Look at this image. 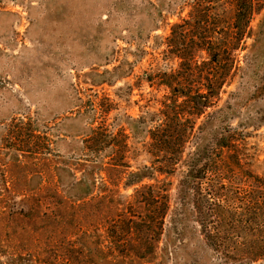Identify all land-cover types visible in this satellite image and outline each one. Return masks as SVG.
Returning <instances> with one entry per match:
<instances>
[{
    "label": "rangeland",
    "instance_id": "374dc122",
    "mask_svg": "<svg viewBox=\"0 0 264 264\" xmlns=\"http://www.w3.org/2000/svg\"><path fill=\"white\" fill-rule=\"evenodd\" d=\"M196 1L0 0V264H264L223 254L207 235L238 249L264 240V217L248 218L246 205L249 196L264 202L263 0H253L249 34L229 49L220 94L189 116L182 160L217 135L232 145L181 193L179 176L157 170L126 185L152 164L147 131L160 120L150 114L169 93L145 74L178 68L166 39ZM222 2L227 25L233 7ZM165 178L161 195L153 191L165 203L160 218L141 195Z\"/></svg>",
    "mask_w": 264,
    "mask_h": 264
},
{
    "label": "trees",
    "instance_id": "16d2710c",
    "mask_svg": "<svg viewBox=\"0 0 264 264\" xmlns=\"http://www.w3.org/2000/svg\"><path fill=\"white\" fill-rule=\"evenodd\" d=\"M221 1L233 7L231 20L226 22L227 25L219 24L218 3ZM196 2L197 6L189 11L188 18H182L181 23H174L171 26V33L166 39L169 48L165 51L172 57L178 58V68L170 72L160 71L155 75L145 74V80L148 82L157 80L159 85L169 89V93L165 95L166 100L160 111L150 114L151 118H155L154 120H160L153 129L147 131L151 139L148 143L149 152L154 156L151 160L152 164L142 165L139 170L130 173L126 181L127 186L139 183L145 178H153V171L157 170L168 176H179L178 193H181L187 179L202 178L201 174L209 172V165L214 163L213 157L218 156L217 149L229 148L232 145L231 137L233 136L217 135L209 148L197 151L182 160L184 146L192 138L194 130V121L189 116L201 115L220 94L226 82L227 70L231 66L226 64L231 53L229 49H233L235 44L249 34L248 28L252 15L258 8L254 7L253 0H208L210 3H207L205 8L200 7V0ZM263 5L264 0L258 6ZM189 32L191 35L188 34ZM199 51H204L206 54V58L200 63L194 59ZM183 110H187L185 113L188 114L187 116L183 115ZM108 137L112 148L120 146L116 143L117 136L108 134ZM95 140L104 141L98 137H95ZM231 163L238 162L232 159ZM177 170H180L182 175L176 174ZM170 183L165 178L161 189L154 190L152 186H149L146 193L141 195L145 206L151 205L160 218L164 214L165 203L161 201V204H156L157 194L154 195L153 191L161 195L159 192ZM195 188L200 192L201 183L198 182ZM258 196H249L250 200L248 204L246 203L249 211V214H246L248 218L255 221L264 217V202L261 204ZM262 200L264 201V198ZM205 202L207 201L202 198L194 201V208L198 214L203 213ZM151 220L154 222L152 217ZM207 235L211 239V246L221 250L223 254H228L229 257L238 256L237 252H240L247 263L264 258V240H253L243 249H238L237 245L215 239L210 231H207ZM117 248L122 251L119 247ZM232 249L234 251H231Z\"/></svg>",
    "mask_w": 264,
    "mask_h": 264
}]
</instances>
